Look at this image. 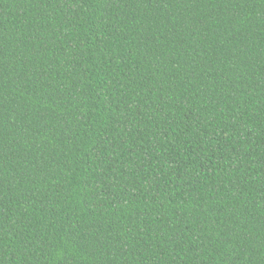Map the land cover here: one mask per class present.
I'll use <instances>...</instances> for the list:
<instances>
[{"label": "trees", "instance_id": "obj_1", "mask_svg": "<svg viewBox=\"0 0 264 264\" xmlns=\"http://www.w3.org/2000/svg\"><path fill=\"white\" fill-rule=\"evenodd\" d=\"M0 264H264V0H0Z\"/></svg>", "mask_w": 264, "mask_h": 264}]
</instances>
